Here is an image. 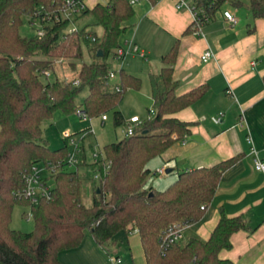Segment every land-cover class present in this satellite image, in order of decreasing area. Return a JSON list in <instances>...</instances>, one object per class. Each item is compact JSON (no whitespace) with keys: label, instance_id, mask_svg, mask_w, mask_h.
Returning <instances> with one entry per match:
<instances>
[{"label":"trees","instance_id":"trees-1","mask_svg":"<svg viewBox=\"0 0 264 264\" xmlns=\"http://www.w3.org/2000/svg\"><path fill=\"white\" fill-rule=\"evenodd\" d=\"M63 1L0 0V264H61L57 253L78 247L87 230L99 247L120 230L136 232L145 264H238L220 259L218 253L231 247L233 233L249 227L242 216L228 217L223 211L206 240L188 227L182 240L166 249L161 246L160 235L168 225L180 222L190 226L202 218L222 173L239 159L235 156L212 166L182 170L163 190L145 188L148 163L181 141L192 124L175 114L200 100L209 89L201 84L184 94L176 93L173 64L177 43L161 56L159 73L148 76L152 109L147 110V118L130 136L104 146L103 159L92 164L101 177L97 183L92 180L91 202L83 204V178L61 166L69 152L67 137L62 147L50 149L42 123L56 112L69 115L78 110L88 119L112 112L114 127L126 123L118 106L127 90L140 89V78L119 69L110 90L108 73L115 71L109 64L89 61L76 68L74 61L82 60L84 54L104 60L121 47L122 35L135 24V10L129 0H108L85 8L78 17L90 14L102 29L100 36L85 27L69 32L67 19L44 25L41 36L20 35L25 17L31 18L41 7L54 10ZM192 1L202 25L212 21L223 5H242V0ZM244 1L253 21L264 19V0ZM252 30L249 26L248 32ZM99 50L102 57L96 56ZM61 59L71 61L69 67L76 77L42 81ZM74 79L79 80L78 85L73 84ZM83 89L87 95L79 106L76 98ZM40 163L46 169L55 168L49 174L51 197L32 203L23 195L24 178ZM107 165L106 174H102ZM15 205L30 207L31 232L10 228Z\"/></svg>","mask_w":264,"mask_h":264},{"label":"crops","instance_id":"crops-1","mask_svg":"<svg viewBox=\"0 0 264 264\" xmlns=\"http://www.w3.org/2000/svg\"><path fill=\"white\" fill-rule=\"evenodd\" d=\"M107 2L84 0L87 9ZM137 3L135 24L125 32L129 31L128 36L124 33L121 47L126 46L125 50L143 59L149 76L159 73L161 56L177 43V58L173 64L176 93L184 94L201 84L209 86L200 100L175 114L177 119L192 124L181 141L156 158V168L164 172L171 169L168 173L171 175L174 171L208 167L238 156L239 159L222 173L202 218L189 229L206 240L220 211L228 217L242 216L248 230L233 233L231 247L219 251L218 257L238 264H264V174L254 169L250 154L252 146L258 157H264V19L253 21L244 0L239 7L227 3L215 13L212 21L200 28L201 34L195 35L191 14L185 9H176V0H154L152 4L137 0ZM223 11L235 17L234 25L225 20ZM249 26H253L252 32H248ZM207 50L212 57L203 62L200 57ZM140 75L141 79L145 77L143 72ZM150 100L152 102L151 95ZM219 113L221 122H211L210 117ZM107 120L105 114L89 119L85 135L99 133L100 126ZM133 233L143 258L139 236ZM57 259L62 264L106 262L88 230L78 247L59 251ZM115 259L118 261H112L113 264H133L132 260L122 262L117 254Z\"/></svg>","mask_w":264,"mask_h":264},{"label":"rangeland","instance_id":"rangeland-1","mask_svg":"<svg viewBox=\"0 0 264 264\" xmlns=\"http://www.w3.org/2000/svg\"><path fill=\"white\" fill-rule=\"evenodd\" d=\"M139 3L137 1L134 4V8H138ZM135 19V17H134ZM30 17H25L23 23L19 28V33L23 37H31L36 33L38 28V22L34 23V26H30ZM85 26L86 30L91 34L94 33L97 36L101 34V27L98 26L93 17L90 14L84 17L72 18L69 22L67 30L76 28L77 30ZM126 36L129 35V31L125 33ZM125 34L121 37V42ZM126 46H124L125 48ZM85 48V47H84ZM114 53H110L106 59L96 58L91 59L87 54H84L82 60H75L76 68H78L81 62H106L111 67L112 71H115L116 78L111 80L110 90L113 89V85L117 82V74L120 68H123L125 72H133L134 75L138 76L141 80V87L138 91L127 90L124 94L122 101L118 106V110L124 116L125 122L132 116H137L141 120L146 119L148 114L147 110L152 109V102L150 100V88L148 83V72L144 66L143 59L132 54L131 51H127V54L123 58H115ZM134 55V56H133ZM69 60L63 59L62 62L56 61L53 70L48 72L46 77H42V81H53L56 78H65L70 80L76 77V72L72 71L69 67ZM141 72L145 74V77L141 79ZM132 73V74H133ZM87 95V90L83 89L76 98L77 105H81L83 99ZM108 120L103 122L100 126V132L95 135L86 136L84 131L90 126V121L88 118L82 119L77 115V113L65 115L61 112H56L50 120H45L42 123V132L45 140L47 141L48 147L50 149H57L63 146V136L69 135L71 139L75 140L82 147V152L78 154V164L76 166L69 167V171H77L78 174L83 178L82 183V202L85 205H89L92 198L91 182L94 180L93 176L97 173L96 168H92V164L95 161H101L103 159V148L104 146L118 142L124 136V130L126 123L120 127H114L112 123V114L108 112L105 114ZM97 119V118H96ZM111 119V121H110ZM65 133V134H64ZM68 151L71 148L68 147ZM158 159L154 158L148 163V168L150 169V174L146 178L145 186L147 188H153L155 190H163L170 183H172L177 174L174 171L170 174H156L153 175L156 168ZM38 167L41 170L40 176L42 179H48V184L51 185L50 175L45 168L43 163H40ZM171 180V181H170ZM170 181V183H168ZM25 214V217L23 216ZM30 207L15 205L12 210L10 228L22 233H29L33 230V221L30 216ZM84 235V234H83ZM93 239V238H92ZM138 242L135 233L126 234L123 230L118 231L108 242H106L102 247H99L101 253L106 258L105 264H113L115 254H117L120 260L124 262L133 261V264H144L142 254L138 250ZM132 256V258H131ZM62 264V263H61ZM92 264V263H87ZM101 264V263H99ZM103 264V263H102Z\"/></svg>","mask_w":264,"mask_h":264},{"label":"built area","instance_id":"built-area-1","mask_svg":"<svg viewBox=\"0 0 264 264\" xmlns=\"http://www.w3.org/2000/svg\"><path fill=\"white\" fill-rule=\"evenodd\" d=\"M131 4H134L137 0H129ZM85 4L84 0H64L60 6H58L54 10H47L45 8H40L36 10L32 17H31V23L30 26H34V23L38 22V28L36 29V35L41 36L43 34V26L58 22L64 19L70 20L72 18H77L84 10H85ZM176 9H185L187 10L192 17V32L195 35L201 34L200 28L203 26L197 19V12L198 10L195 8L194 3L192 0H176ZM223 17L225 20L230 24L234 25L236 23L235 17L229 12V11H223ZM69 32L77 31L76 28H72L71 30H68ZM91 40L94 41L95 38L91 37ZM133 50L136 51V47H133ZM128 50H125L123 47H119L115 50L114 57L115 58H123L127 54ZM212 57L211 51L207 50L205 51L200 59L203 62L208 61ZM63 59H61L59 62H62ZM48 75V73H46ZM115 78V73L110 72L108 73V79L112 80ZM74 85L79 84V80L74 79L73 80ZM116 90H118V87H115ZM77 115L81 118H85L84 114L81 111H76ZM150 114H153V111L150 110ZM222 114L219 113L215 116H211L210 120L211 122L217 124L221 122ZM142 122V120L137 116H132L126 121V127H125V136H130L133 133L134 128L139 125ZM69 135H64V137H67L69 146L71 148V151L68 152L66 159L62 163V168H69L72 166H76L78 164V154L81 153V148L78 142L71 139ZM247 143L251 145V139L249 137L246 138ZM250 154L253 156V167L256 171L264 174V157L260 158L257 156L254 148L250 146ZM96 162V161H95ZM108 169V165L104 168L102 174H106ZM42 169H40L38 166H33L30 171L25 175L24 178V191L23 195L25 198L29 199L32 203H36L38 198H44L49 199L51 197L50 195V188L51 186L48 184L47 181H43L40 172ZM48 173H54L55 168L50 167L47 169ZM97 171V170H96ZM156 174H163L164 169H158ZM101 174L97 171V173L93 176L94 180L100 179ZM203 209V207H201ZM27 216L31 217V213ZM189 227V225L176 222L168 225L165 229L162 230L160 235V242L163 249H166L169 245L173 244L174 242L180 241L183 238L185 230ZM113 262L118 261L117 259H113Z\"/></svg>","mask_w":264,"mask_h":264},{"label":"water","instance_id":"water-1","mask_svg":"<svg viewBox=\"0 0 264 264\" xmlns=\"http://www.w3.org/2000/svg\"><path fill=\"white\" fill-rule=\"evenodd\" d=\"M102 55H103V53H102V51L101 50H99L98 52H97V57H102ZM171 172V169H165V174H168V173H170ZM97 192H99V190L97 189ZM151 194V193H150Z\"/></svg>","mask_w":264,"mask_h":264}]
</instances>
